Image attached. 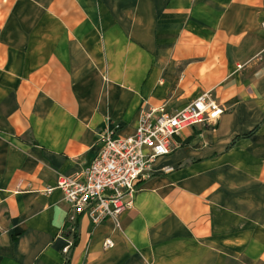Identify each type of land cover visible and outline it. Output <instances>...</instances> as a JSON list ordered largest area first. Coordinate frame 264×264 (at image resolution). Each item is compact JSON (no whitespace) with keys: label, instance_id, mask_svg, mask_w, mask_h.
I'll return each instance as SVG.
<instances>
[{"label":"crops","instance_id":"1","mask_svg":"<svg viewBox=\"0 0 264 264\" xmlns=\"http://www.w3.org/2000/svg\"><path fill=\"white\" fill-rule=\"evenodd\" d=\"M207 93L119 227L46 194ZM0 229V264H264V0H0Z\"/></svg>","mask_w":264,"mask_h":264},{"label":"built area","instance_id":"2","mask_svg":"<svg viewBox=\"0 0 264 264\" xmlns=\"http://www.w3.org/2000/svg\"><path fill=\"white\" fill-rule=\"evenodd\" d=\"M224 112L211 93L177 113H170L165 105L152 108L145 104L133 135L106 132L92 164L79 173L59 177L56 186L46 189V194L56 190L64 194L72 213L71 223L86 216L94 226L111 220L119 227L122 215L134 206L140 181L150 175L153 164L172 153L175 140L186 130L215 126ZM174 171L173 167L163 170L165 174ZM105 246L110 248L113 244L107 241ZM69 249L65 247L66 255Z\"/></svg>","mask_w":264,"mask_h":264},{"label":"trees","instance_id":"3","mask_svg":"<svg viewBox=\"0 0 264 264\" xmlns=\"http://www.w3.org/2000/svg\"><path fill=\"white\" fill-rule=\"evenodd\" d=\"M69 260H70V259H69V257H68V259H67V261H66V264H69Z\"/></svg>","mask_w":264,"mask_h":264}]
</instances>
